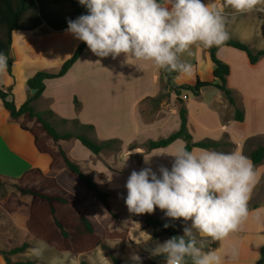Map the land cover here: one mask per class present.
<instances>
[{"label":"crops","instance_id":"crops-1","mask_svg":"<svg viewBox=\"0 0 264 264\" xmlns=\"http://www.w3.org/2000/svg\"><path fill=\"white\" fill-rule=\"evenodd\" d=\"M204 2L229 15L225 0ZM83 43L67 28L55 31L46 24L33 31L14 32L9 55L11 69L0 72V87L10 89L15 105L21 107L35 94L28 81L38 73L58 74ZM209 50L200 44L192 46L190 54L182 56L192 65V71L172 75L171 84L194 86L198 80L220 84L213 75L215 65ZM217 57L230 68L227 87L236 104L232 106L215 86L201 88L198 95L182 90L187 128L194 143L215 142L220 147L211 150L238 151L250 158L253 150L264 145V58L253 65L245 52L227 46L219 49ZM162 75L163 70L151 61L126 58L124 54L116 59L101 58L86 47L63 77L45 81V91L34 103V109L44 113L60 134L67 125L75 124L79 128L93 127L87 137L96 143L116 141L99 155L76 139L64 146L68 155L101 186L116 192L113 197L127 195L125 185L133 170L151 167L159 175L160 166L171 169L174 157L170 154L186 147V142L178 139L165 148H147L149 142L166 139L181 128L178 97L165 86ZM236 108L244 111L243 122L235 120ZM145 113L151 117L146 119ZM66 130L65 133H72ZM114 144L119 147L112 152ZM200 150L192 149L196 153ZM150 157V163L145 164V158ZM51 163L49 155L38 151L33 136L10 119L0 100V175L17 179L31 169L47 174ZM254 170L256 184L248 203V218L227 239L210 245L221 255L222 264H264V161L254 165ZM186 226L190 224L181 220L179 235H183ZM25 242H29L28 234L0 209V248L11 249ZM232 249L236 251L234 256L230 254ZM28 252L15 256H26ZM0 264H7L1 254Z\"/></svg>","mask_w":264,"mask_h":264},{"label":"clouds","instance_id":"clouds-1","mask_svg":"<svg viewBox=\"0 0 264 264\" xmlns=\"http://www.w3.org/2000/svg\"><path fill=\"white\" fill-rule=\"evenodd\" d=\"M87 9L68 20L67 32L84 42L96 56L116 59L121 54L151 61L165 72L189 73L192 65L182 59L196 44L220 46L230 39L224 9L204 0H78ZM264 0H225L236 13L264 11ZM8 57L0 53V72H6ZM171 169L160 166L133 170L126 182L125 204L130 213L153 214L191 222L183 235L156 242L152 256L165 264H222L211 244L238 231L249 216L248 203L256 184L254 164L242 152H219L186 148L177 150ZM145 158V164L150 163ZM164 228L170 227L165 223ZM48 244L40 241L27 257L42 261ZM231 255H236L235 249ZM135 264L142 258L133 254ZM52 264H56L53 261Z\"/></svg>","mask_w":264,"mask_h":264},{"label":"trees","instance_id":"trees-1","mask_svg":"<svg viewBox=\"0 0 264 264\" xmlns=\"http://www.w3.org/2000/svg\"><path fill=\"white\" fill-rule=\"evenodd\" d=\"M82 14H87V9L80 5L78 0H0V31L2 32L0 34V53L8 57L7 70L10 72L12 65L9 55L14 32L33 31L42 24H46L55 31L64 30L68 27L69 19L75 20ZM225 46L245 52L253 65L264 58V50L254 53L246 44L229 39L226 43L213 46L209 50L211 60L215 65L213 75L215 79L220 80V84L198 80L194 86H174L171 84V76L178 73H168L163 70L162 78L165 81V86L178 97L181 128L166 139L149 142L148 150L165 148L178 139L186 142L185 148L189 151H192L194 147L208 150L220 147V144L211 141L198 143L192 141V136L187 128V110L180 95L182 90L198 95L201 88L215 86L223 92L229 103L235 106L233 93L227 87L230 68L217 57L219 49ZM86 47L85 43L81 44L58 74L38 73L30 79L28 86L35 91V94L19 108L11 97L10 89L5 90L0 87V100L3 101L9 112L10 119L19 123L23 131L29 132L33 136L40 153L47 154L52 159L50 171L47 174H43L38 169H31L17 179H9L0 175V186L9 185L16 189L15 193H11L0 201V209L15 225L28 234L31 242L45 241L56 252H68L75 257H84L100 248L111 264H123V260L108 244L109 241L117 240V237L110 232H106L104 236L98 235L95 224L82 208L87 202L86 193L103 206L113 221L120 223V213L112 208L110 202L116 192L101 186L93 175L68 155L64 146L76 139L93 154L99 155L116 141L99 144L87 136L73 133L60 134L46 120L44 113H37L34 109V103L41 98L45 91V81L63 77L79 59ZM47 114L51 115L52 113ZM244 117V111L236 108L235 120L243 122ZM88 128L93 130L91 126ZM250 159L254 165L261 164L264 161V145L253 150L250 153ZM181 220H150L147 225L160 228L168 238H171L179 236ZM165 223H168L170 227L164 228ZM126 236L124 234L120 236V239L125 241ZM31 242H25L11 249L0 248V254L3 255L7 264H12L11 257L27 252L32 247ZM80 264L89 263L83 259ZM144 264L159 263L146 259Z\"/></svg>","mask_w":264,"mask_h":264},{"label":"rangeland","instance_id":"rangeland-1","mask_svg":"<svg viewBox=\"0 0 264 264\" xmlns=\"http://www.w3.org/2000/svg\"><path fill=\"white\" fill-rule=\"evenodd\" d=\"M262 7H264V5H258L257 9ZM227 13H229V15L226 16V30L230 37H233L234 40L239 38L238 41L246 44L254 53L262 49L264 50V11L253 10L247 13H236L229 7L227 8ZM1 33L0 31V34ZM241 39L245 41H241ZM257 48L260 49L257 50ZM145 114L144 116L146 119L151 117L149 113ZM66 127L68 131H71L75 135L90 136L91 133L89 129L79 128L75 124H69ZM65 130L63 129L61 133H65ZM67 130L66 132H68ZM118 147L117 144L111 145L110 151H116ZM76 189L79 191L81 190L79 188ZM15 192L16 189L12 186H0V200L5 199L8 195ZM83 193H85L84 190ZM85 196L87 202L82 208L95 224L96 233L100 236H104L106 232H110L117 237V240L109 241L108 244L115 251L116 255L123 260L124 264H135V262L130 259L133 254H138L142 258V264H144L146 259L158 263L164 261L162 256H152L151 249L156 242L163 243L169 238L160 228L147 225L150 220L158 221L161 219H168L165 217L164 212L157 208L153 214L137 215L130 213L124 202L127 195H117L110 201L112 208L120 213V223H116L99 202L86 193ZM4 223L8 224V220H5ZM190 223L191 222H184L185 225ZM124 234L127 235L126 241L120 239V236ZM29 241L31 242L30 239ZM31 244L34 246L37 242H31ZM12 259V264H21V262L52 264L53 261H56V264H80L83 259L89 264H111L100 248H97L94 252L84 257H75L70 253H57L52 248L48 247L45 252V259L42 261L29 259L27 255L13 256Z\"/></svg>","mask_w":264,"mask_h":264}]
</instances>
